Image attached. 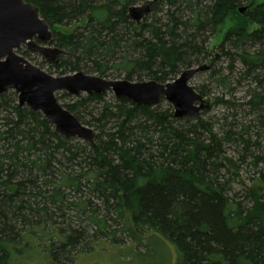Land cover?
<instances>
[{"label":"trees","instance_id":"trees-1","mask_svg":"<svg viewBox=\"0 0 264 264\" xmlns=\"http://www.w3.org/2000/svg\"><path fill=\"white\" fill-rule=\"evenodd\" d=\"M25 1L49 25L80 22L64 34L52 31L51 43L72 59L54 67L74 72L87 64L98 75L117 72L129 81H172L182 68L204 63L207 35L236 14L238 23L219 47L229 58V72L238 61L240 76L255 82L247 105L264 111V96L256 90L264 70V0H155L139 24L128 15L137 0ZM209 71L219 85H228L229 73L213 66ZM195 90L206 96L203 87ZM104 96L84 94L62 103L95 128L91 144L60 135L39 111L19 106L14 91L0 92V264H32L35 251L46 256L45 264H66L93 250L95 237L122 243L117 231L133 244V257L146 256L154 236L172 249L177 264H264V184L247 189L245 206L229 194L222 174L235 169L225 156V140L242 145L240 161L248 155L252 165L262 162L249 152L243 133L230 127L219 137L210 119L175 117L171 106ZM69 209L87 224L70 222Z\"/></svg>","mask_w":264,"mask_h":264},{"label":"water","instance_id":"water-1","mask_svg":"<svg viewBox=\"0 0 264 264\" xmlns=\"http://www.w3.org/2000/svg\"><path fill=\"white\" fill-rule=\"evenodd\" d=\"M153 1L143 0L138 5L129 6V17L139 24L150 12ZM246 9L241 6L238 11L242 14ZM52 34L50 25L33 3L0 0V92H16L19 106L39 111L64 137H76L92 144L95 132L62 106L56 96L59 91L77 96L81 93L99 95L110 90L116 98L148 106L156 105L163 97L171 104L175 117H197L211 105L206 96L189 84V80L196 73L209 70L218 54L200 65L184 69L174 80L167 82L106 79L82 71L53 76L17 53L21 46H26L47 63L58 64L64 50L50 45Z\"/></svg>","mask_w":264,"mask_h":264},{"label":"rangeland","instance_id":"rangeland-1","mask_svg":"<svg viewBox=\"0 0 264 264\" xmlns=\"http://www.w3.org/2000/svg\"><path fill=\"white\" fill-rule=\"evenodd\" d=\"M142 1L143 0H137L130 5H138ZM247 3L248 1L242 5L246 6ZM158 14L160 15L161 13ZM152 18V15H148L146 17L148 21L152 20ZM144 19L145 18H142L141 22H143ZM132 21L135 23L134 20ZM237 23L238 21L236 18V14L230 13L224 23L220 24L217 27V30L214 34L207 35V42L205 43V47L208 51V58L218 54V57L212 63L213 68H215L216 71L220 73H229L227 77L228 85L226 87H224L223 85H219L215 81V77L210 76L209 70L196 73L189 80V84L195 89H200L201 87H203V89L206 91V97L210 100L211 105L207 110L201 112L200 117L205 120H211L214 132H216L218 136L221 137L223 136V129L228 130V128L231 127V129H233V131L235 132L241 131L243 133V138L247 139L251 144L249 152H251V154L253 155H259L260 157H262V162H260L258 166H254L251 164V157H249L248 155L244 159V161H240L239 157L242 155V145H239V143L234 140L224 141L225 156L227 159H230L232 161V163L235 165V169L229 168V171L226 172L225 170H223L222 174H224V178H227L229 181V194L233 196L235 200L241 201L242 204L246 206L250 201L247 195V189L252 187L257 182L264 184V126L261 124V121L264 120V111L258 114L253 111L254 109H252L251 106L247 105L246 102L248 99L249 90H253L256 87L255 82L251 77L240 76V72H242V66L238 61H233V70L229 72V70L227 69L230 62L229 58L223 55V52L219 47L220 43L223 40L224 33L228 29L235 27ZM78 24H80V22L77 23L74 22V20L66 23H54L50 24V29L51 31L55 32L54 35L64 34L74 30ZM256 26L257 25L253 24L250 26V29H255ZM50 45L60 48V46H58L54 41ZM244 47L251 49L253 48L252 46L248 45H245ZM25 49V46H21L17 50V53L25 57L31 64L39 67L43 71L53 76L68 75L73 74L77 71H82L83 73L104 77L106 79L124 78L123 74L118 75L117 72L109 73L105 76L98 75L97 72L90 71L88 69L89 65L87 64H85L84 67H80L79 70L74 72L71 71L68 67L57 68L54 67L55 65L47 63L37 53L30 52L28 50V53L24 54L23 51ZM63 59L72 60L69 56L65 55H62L60 60ZM182 70L183 68L181 69V71ZM260 73V78L263 81L256 90L258 92H262L261 94L264 96V70ZM148 79L149 78L144 77L142 81ZM104 94L105 100L113 101L116 98L113 92L110 90L104 92ZM79 95H84V93H81ZM56 96L61 104L64 102H69L72 97H74V95L71 94L64 96L63 91L57 92ZM218 97L228 99L232 103L230 105L215 102L213 103V101H215L214 99ZM157 104L159 105L160 109H165L168 106H171V104H169V102H167L164 98ZM262 109L264 110V106ZM4 115L5 114L2 113L1 116L4 117ZM1 124L2 121H0V125ZM86 126L91 127L93 130L95 129L91 125L87 124ZM242 128H246V130L243 131ZM95 131L97 132V130ZM203 136H206V134L203 133ZM65 214L68 220H70V222L72 221L73 224H81V227H84V225L87 224V221L84 218H82L81 220L79 218H76L75 212L72 209L67 210ZM68 220L66 221V223H68ZM62 226L63 225H61V227ZM112 228L117 229L115 224H113ZM116 235L119 236V238H122V243L116 244L113 243L112 240L104 238L99 239L98 237H95L92 239L91 243V245L94 246L93 250L79 253L75 257V259L67 262L66 264H139L137 261L140 260H146L147 262H162L164 260H168L164 264H177V257L172 249L169 247V250H167V248L154 236H151V238L149 239V243L151 246L149 253L144 257L137 256V254H135L133 257V255H131V252L133 251V248H131V245H133L131 241L123 236L120 231H117ZM141 248L142 247H138V250ZM128 250H130V253L128 252ZM168 251L170 253H168ZM31 256L32 264H45V262L47 261L46 256L43 257L42 253H39L38 251L33 252Z\"/></svg>","mask_w":264,"mask_h":264},{"label":"flooded vegetation","instance_id":"flooded-vegetation-1","mask_svg":"<svg viewBox=\"0 0 264 264\" xmlns=\"http://www.w3.org/2000/svg\"><path fill=\"white\" fill-rule=\"evenodd\" d=\"M26 47V46H25ZM27 49V48H26ZM209 59V58H208Z\"/></svg>","mask_w":264,"mask_h":264}]
</instances>
